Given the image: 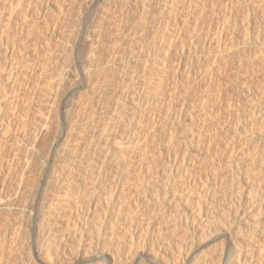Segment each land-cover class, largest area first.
<instances>
[{
	"label": "rangeland",
	"instance_id": "1",
	"mask_svg": "<svg viewBox=\"0 0 264 264\" xmlns=\"http://www.w3.org/2000/svg\"><path fill=\"white\" fill-rule=\"evenodd\" d=\"M261 115L264 0H0V264H264Z\"/></svg>",
	"mask_w": 264,
	"mask_h": 264
},
{
	"label": "bare ground",
	"instance_id": "2",
	"mask_svg": "<svg viewBox=\"0 0 264 264\" xmlns=\"http://www.w3.org/2000/svg\"><path fill=\"white\" fill-rule=\"evenodd\" d=\"M94 1H97V0H94ZM260 7H261V6H260ZM231 10H232V8H231ZM231 10H230V11H231ZM227 15H228V14H227ZM232 15H233V14H231V16H232ZM252 15H253V13H252ZM231 16H230V13H229V15L227 16V21H229V20L231 19ZM233 16H234V15H233ZM104 18H105V17H104ZM197 23H198V22H197ZM100 24H101V22H100ZM102 24H103V23H102ZM102 24H101V25H102ZM200 25H201V24H200ZM102 27H103V26H102ZM221 28H222V27H221ZM102 29H103V28H102ZM225 29H226V27H225ZM218 30H219V29H218ZM221 30L223 31V29H221ZM103 32H104V31H103ZM103 32H102V33H103ZM220 32H221V31H220ZM99 33H100V30H99ZM219 35H220V34H219ZM100 36H101V35H100ZM193 37H194V36H193ZM219 37H220V36H219ZM193 40H194V39H193ZM195 40H196V39H195ZM217 41L220 43V38H218ZM120 42H121V40H120ZM78 43H79V42H78ZM197 43H198V42H197ZM201 45H202V44H201ZM204 45H205V44H204ZM115 46H116V45H115ZM74 47H75V46H74ZM111 47H112V46H111ZM117 47H118V46H117ZM119 47H120V46H119ZM202 47H203V46H202ZM114 48H115V47H114ZM114 48H113V49H114ZM105 49H106V48H105ZM109 49H110V48H109ZM109 51H110V50H109ZM47 52H48V51H47ZM103 52H105V51H103ZM114 52H115V51H114ZM113 54H114V53H113ZM108 55H110V54H108ZM45 56H46V55H45ZM47 56H49V55H47ZM112 56H113V58H114V55H112ZM45 58H46V57H45ZM110 58H111V57H110ZM104 59H105V58H104ZM111 59H112V58H111ZM46 60H48V59H46ZM97 60H98V63H97L98 65H97V66H99V65L102 66V65L104 64V62H101V61L103 60V59H101V57H100V58H97ZM253 60H254V59H253ZM106 62H107V61H106ZM102 63H103V64H102ZM254 63H255V62H253L252 65H254ZM108 65H109V64H108ZM254 66H255V65H254ZM103 67H104V66H103ZM103 67H100V68H103ZM209 69H210V68H209ZM101 70H102V69H101ZM101 70H100V71H101ZM212 71H213V69L211 68L210 71H207V72H205V73H208V74H209V72H210V73L212 74V73H213ZM89 72H90V71H89ZM105 72H106V71H105ZM190 72H191V71L188 70V73H190ZM99 73H100V72H99ZM103 73H104V72H103ZM208 74H206V75L208 76ZM213 74H214V73H213ZM216 74H217V72H216ZM101 75H102V74H101ZM101 75H100V76H101ZM106 75H107V74H106ZM214 75H215V74H214ZM209 76H210V75H209ZM107 77H109V76H107ZM219 77H220V76H219ZM97 78H98V77H97ZM100 78H101V77H100ZM210 78H211V76H210ZM217 78H218V77H217ZM104 79H105V77H104ZM214 79H216V78H214ZM214 79H213V77H212V80H214ZM102 80H103V79H102ZM106 80H107V79H106ZM106 80H105V81H106ZM207 80H208V79H207ZM179 81H180V80H179ZM208 81H209V80H208ZM210 81H211V79H210ZM90 82H91V79L89 80V83H90ZM94 82H95V81H94ZM94 82H93V83H94ZM96 82H97V80H96ZM96 82H95V83H96ZM101 82H102V81H101ZM107 82H108V81H107ZM215 82H216V81H215ZM91 83H92V82H91ZM104 83H105V82H104ZM160 83H161V82H160ZM206 83H207V82H206ZM100 84H101V83H100ZM105 84H106V83H105ZM207 84H208V83H207ZM213 84H216V83H214V82H210V84H208V85L206 86V89L209 91V90L213 87ZM92 85H93V84H92ZM92 85H91V86H92ZM102 85H103V84H102ZM95 86H96V84H95ZM97 86H98V85H97ZM97 86H96V87H97ZM103 86H104V85H103ZM98 87H99V86H98ZM90 89H91L90 91H92L93 88L91 87ZM96 89H98V88H96ZM92 93H93V92H92ZM89 94H91V93H89ZM91 97H92V96H91ZM205 98H206V97H205ZM205 98L202 99V103H203L202 105H203V106H205L206 103H207V102L205 101ZM183 99H184V101H187V98L184 97ZM90 100H91V99H90ZM203 101H204V102H203ZM252 103H253V101H252ZM182 104H183V103H182ZM183 105H184V104H183ZM203 106H202V107H203ZM83 107H84V106H83ZM200 107H201V106H200ZM202 107H201V108H202ZM89 108H90V107H88V109H89ZM205 108H206V107H205ZM205 108H202V111H203V109H205ZM206 109H207V108H206ZM84 110H85V107H84ZM87 111H88V110H87ZM85 112H86V111H85ZM256 113H257V111L255 112V108H254L253 110H251V114H250V115L253 117V116H256V115H255ZM179 114H180V113H179ZM198 115H199V114H198ZM176 117H177V116H176ZM258 117H259V116H258ZM261 117H262V120H264V115H261L260 118H261ZM91 119L94 121L95 117L92 115V116H91ZM194 121H195V120H194ZM262 122H263V121H262ZM86 123H89V122H85V125H86ZM37 127H38V126H37ZM86 127L88 128L89 126H86ZM87 128H86V129H87ZM191 128H192V127H191ZM40 130H41V129H40ZM40 130H39V131H40ZM39 131H38V132H39ZM41 131H42V130H41ZM87 132H88V131H87ZM63 133H64V132H63ZM63 133H62V134H63ZM40 134H41V133H40ZM40 134L35 135V137H36V136H39ZM53 134H54V133H53ZM58 135H59V133L56 134L55 137L53 136L54 138L51 139L53 142H52V141L50 142V143H52L51 146H50V148H49V146H48V148H49L48 153H49V154L53 153L52 151H53V146H54V144H55V143H59L60 140H61V138H60ZM68 135H69V133H68ZM65 136H66V135H65ZM65 136H64V138H65ZM69 136H70V135H69ZM69 136H68V137H69ZM40 137H41V136H40ZM45 137H46V136H45ZM37 138H39V137H37ZM35 139H36V138H35ZM39 141H40V140H39ZM45 141H46V140H45ZM68 141H69V138H66L65 143H66V142L68 143ZM255 141H256V140H255ZM61 142H62V141H61ZM258 142H259V141H258ZM40 143H41V142H40ZM63 143H64V142H63ZM35 144H36V143H35ZM44 144H45V142H44ZM48 144H49V142H48ZM78 144H79V143H78ZM38 145H39V144H38ZM38 145H37V146H38ZM58 145H59V144H58ZM60 145H61V144H60ZM59 147H60V146H59ZM59 147L57 146V148H56L57 151H58V148H59ZM89 148L91 149V147H89ZM39 149H41V148H39ZM46 149H47V148H46ZM90 149H89V150H90ZM54 150H55V148H54ZM55 151H56V150H55ZM107 151H108V150H107ZM122 151H124V150H122ZM108 152H109V151H108ZM104 153H105V152H104ZM82 155H83V154H82ZM84 156H86V155H84ZM91 156H92V155H91ZM101 156H102V155H101ZM82 157H83V156H82ZM104 157H105V155H103L102 158H104ZM107 158H108V157H107ZM83 159H84V157H83ZM177 159H178V158H177ZM183 159H184V158H183ZM186 159H187V158H186ZM105 160H106V158H105ZM105 160H101V161H103V163H104ZM171 160H172V159H171ZM173 160H174V159H173ZM106 161H107V160H106ZM174 161H175V160H174ZM179 161H180V160H179ZM188 161H189V160H188ZM175 162H176V161H175ZM175 162H174V163H175ZM185 162H186V164H189V163H187V161H185ZM103 163H102V164H103ZM169 163H170V162H169ZM176 163H180V162H176ZM176 163H175V164H176ZM104 164H106V162H105ZM104 164H103V165H104ZM170 164H171V163H170ZM175 164H174V165H175ZM180 164H181V163H180ZM184 164H185V163H184ZM168 165H169V164H168ZM174 165H172V166L169 168V170H168L169 172H173V171H174V169H175V168H173V167H175ZM88 166H89V165H88ZM104 166H105V165H104ZM104 166H103V167H104ZM106 166H107V165H106ZM177 166H179V164H177ZM184 166H185V165H184ZM187 166H188V165H187ZM89 167H90V166H89ZM89 167H88V168H89ZM91 167H92V166H91ZM185 167H186V166H185ZM93 168H94V167H93ZM93 168H92V169H93ZM176 169H177V168H176ZM188 169H189V168H188ZM188 169H187V170H188ZM88 170H89V169H88ZM181 171H182V169H181ZM86 172H87V171H86ZM89 172H90V171H89ZM169 172H168V174H169ZM188 172H189V170H188ZM23 175H24V174H23ZM86 177H87V176H86ZM116 177H117V176H116ZM121 177H122V176H121ZM118 178H120V176H119ZM118 178H117V179H118ZM122 178H123V177H122ZM165 178H166V177H165ZM117 179H116V180H117ZM120 179H121V178H120ZM168 179H169V178H168ZM116 180H115V181H116ZM122 180H123V179H122ZM122 180H121V181H122ZM96 181H97V180H96ZM118 181H119V180H117V182H118ZM166 181H167V180H166ZM115 183H116V182H115ZM121 183H122V182H121ZM7 184H8V183H7ZM117 184H118V183H117ZM10 186H11V185H10ZM88 186H89V185H88ZM91 186H92V185H91ZM117 186H118V185H117ZM6 187H7V186H6ZM115 188H116V187H115ZM94 189H95V188H94ZM67 191H68V190H67ZM72 192H73V191H72ZM72 192H68V194H67L68 198H67V200H66V203H67V205L69 206L68 208H70L71 211H72V209H73L75 206L78 205L77 207H79V205H81V203H83V202L85 201L86 197L88 196V194H87V195H86V194L83 195V194H84V191H83L82 194H78V195H76L75 193H72ZM81 192H82V190H81ZM88 192H90V191H88ZM88 192H86V193H88ZM20 193H21V192H20ZM4 194H6V193H4ZM74 194H75V195H74ZM9 195H10V194H9ZM85 196H86V197H85ZM15 197H16V196H15ZM12 198H13V197H12ZM90 198H91V197H90ZM90 198H89V201H90ZM5 202H6V201H5ZM91 203H92V202H90V204H91ZM92 204H93V203H92ZM4 205H5V203H4ZM6 205H7V204H6ZM118 207H119V206H118ZM120 207H121V206H120ZM79 228H80V227H79ZM176 228H177V227H176ZM77 231H78V230H77ZM78 232L80 233L81 231H78ZM113 232H114V231H113ZM80 234H81V233H80ZM80 234H79V235H80ZM81 236H82V235H81ZM81 236H80V237H81ZM104 238H105V236H104ZM102 239H103V238H102ZM93 242H94V241H93ZM232 242H233V241H232ZM234 244H235V243H234ZM237 244H238V243L236 242V245H237ZM77 246H78V245H77ZM96 246H97V245H96ZM100 246H101V245H100ZM232 246H233V245H232ZM78 247H79V246H78ZM230 247H231V245H230ZM76 248H77V247H76ZM94 248H96V247H94ZM74 249H75V248H74ZM99 249H101V248L99 247ZM92 250H93V249H92ZM101 250H102V249H101ZM105 251H106V250H105ZM78 252H80V251H78ZM93 252H94V251H93ZM96 252H97V251H96ZM98 253H99V252H98ZM101 253H104V262H105L106 264H117V263H116L117 261L115 260L116 258H114V256H111V255H109V254H106L104 251L101 252ZM229 253H230V252H229ZM99 254H100V253H99ZM102 255H103V254H102ZM222 257H228V254H227V256L224 254ZM102 259H103V258H102ZM236 259H237V262H240V263H241L243 260L245 261V260L247 259L246 251H244V252H242L241 254H239V255L237 256ZM245 262H246V261H245ZM242 263H243V262H242Z\"/></svg>",
	"mask_w": 264,
	"mask_h": 264
}]
</instances>
